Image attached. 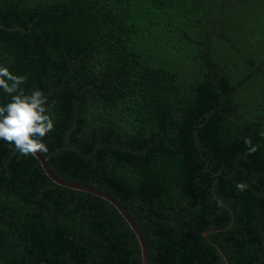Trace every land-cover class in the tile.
<instances>
[{"label": "trees", "instance_id": "obj_1", "mask_svg": "<svg viewBox=\"0 0 264 264\" xmlns=\"http://www.w3.org/2000/svg\"><path fill=\"white\" fill-rule=\"evenodd\" d=\"M0 66L52 105L50 170L117 200L148 264H264V0H0ZM0 264L142 258L108 200L0 140Z\"/></svg>", "mask_w": 264, "mask_h": 264}, {"label": "clouds", "instance_id": "obj_2", "mask_svg": "<svg viewBox=\"0 0 264 264\" xmlns=\"http://www.w3.org/2000/svg\"><path fill=\"white\" fill-rule=\"evenodd\" d=\"M27 79V76H17L8 67L0 66V89L10 98L9 102L0 105V140L14 145V150L23 156L47 153L44 138L54 130L48 97L35 88L26 92L21 86ZM243 142L248 149L247 155L258 150L250 137H245ZM247 187L246 182L236 184L240 192Z\"/></svg>", "mask_w": 264, "mask_h": 264}, {"label": "water", "instance_id": "obj_3", "mask_svg": "<svg viewBox=\"0 0 264 264\" xmlns=\"http://www.w3.org/2000/svg\"><path fill=\"white\" fill-rule=\"evenodd\" d=\"M35 157L39 160V162L41 163V166L44 170V172L46 173V175H48L49 178H51L55 183L65 186L67 188H71V189H75L78 191H83V192H87L90 194H94L100 197H103L104 199L108 200L117 210L118 212L124 217V219L126 220V222L128 223V225L130 226V228L133 230V232L135 233L139 244H140V248H141V258H142V264H148V250H147V246H146V242L143 238L142 233L140 232L139 228L137 227V225L134 223V221L132 220V218L128 215V213L126 212V210L122 207L121 204H119L113 197H111L110 195L100 192L96 189L90 188V187H86V186H82V185H78L75 183H70L67 181H64L60 178H58L48 167L46 160L40 155V153H37L35 155Z\"/></svg>", "mask_w": 264, "mask_h": 264}, {"label": "bare ground", "instance_id": "obj_4", "mask_svg": "<svg viewBox=\"0 0 264 264\" xmlns=\"http://www.w3.org/2000/svg\"><path fill=\"white\" fill-rule=\"evenodd\" d=\"M117 201V200H116ZM140 230V229H139ZM146 242V241H145ZM147 249H148V247H147Z\"/></svg>", "mask_w": 264, "mask_h": 264}]
</instances>
